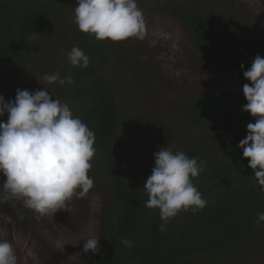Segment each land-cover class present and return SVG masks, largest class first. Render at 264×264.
I'll return each instance as SVG.
<instances>
[{
	"label": "rangeland",
	"instance_id": "374dc122",
	"mask_svg": "<svg viewBox=\"0 0 264 264\" xmlns=\"http://www.w3.org/2000/svg\"><path fill=\"white\" fill-rule=\"evenodd\" d=\"M42 1L60 6L66 15L47 28L44 44L37 46L30 61L0 74V95L8 102L14 101L17 89L31 93L47 88L53 98L71 108L74 99H65L62 85L48 84L43 76L56 72V62L62 73L67 69L68 44L76 27V0ZM176 1L184 6L205 3L227 21L229 35L225 40L229 46L245 49L253 60L257 54L264 57V0ZM136 3L145 17V38L104 41L109 58L101 68L120 112L115 137L116 171L133 187L145 183L155 166L153 154L160 148L177 152L196 144L204 155L214 159L217 142L239 144L247 135L198 131L178 117L177 109L185 99L215 88L224 81V73L207 62L182 24L164 9L154 3ZM0 121H7V113L0 116ZM91 163L88 175L94 181L93 188L74 197L66 210H58L53 216L37 219L22 200L5 199L6 193L0 198V233L5 234L0 238L13 244L17 264H92L104 255L112 199L98 158L94 156ZM92 236L99 238L95 254L83 250L82 238ZM193 259L197 264H264V223L228 258L208 261L197 254Z\"/></svg>",
	"mask_w": 264,
	"mask_h": 264
},
{
	"label": "trees",
	"instance_id": "16d2710c",
	"mask_svg": "<svg viewBox=\"0 0 264 264\" xmlns=\"http://www.w3.org/2000/svg\"><path fill=\"white\" fill-rule=\"evenodd\" d=\"M140 1L160 6L182 24L207 62L224 73L225 79L218 86L197 98L185 99L177 109L178 117L202 132L247 134V125L256 118L242 111L246 103L242 87L250 81L243 77L240 65L247 70L253 58L245 49L227 44V21L202 2L184 6L176 0ZM65 15L60 6L42 0H0V74L30 61L37 46L44 44L47 28ZM71 40L68 50L82 49L90 58L89 66L81 69L68 62L63 73L59 62L54 67L61 77L71 76L74 81L62 85L63 95L74 99L70 108L73 116L95 134V156L112 199L106 252L92 264H197L193 259L197 254L208 261L228 258L264 223L256 222L257 214L264 212V192L247 166L243 150L238 144L217 142L214 159L196 144L179 150L189 158L205 161L193 184L207 205L196 214L180 211L165 224L166 231H160L164 222L159 209L145 207L148 194L144 184L130 186L116 171L120 112L110 81L101 74L109 58L108 48L104 41L80 32L77 25ZM3 182L0 174V198L5 196Z\"/></svg>",
	"mask_w": 264,
	"mask_h": 264
},
{
	"label": "clouds",
	"instance_id": "9594fccd",
	"mask_svg": "<svg viewBox=\"0 0 264 264\" xmlns=\"http://www.w3.org/2000/svg\"><path fill=\"white\" fill-rule=\"evenodd\" d=\"M75 23L80 32L97 41L143 40L146 35L145 17L136 0H76ZM67 58L72 66L81 69L90 64V58L79 47H72ZM240 68L250 81L242 87L246 100L242 111L256 119L247 125V135L238 147L264 192V57L257 54L250 68L244 70L243 64ZM43 80L48 84L74 83L71 76L61 77L59 72L45 74ZM5 113L7 121H0V174L6 178L5 199L22 200L40 219L66 210L74 197L93 188L94 181L88 173L96 153L95 134L73 116L67 103L53 98L47 88L31 93L17 89L14 101L5 102L0 95V116ZM153 155L155 166L143 186L148 194L145 207L159 209L163 232L165 224L180 211L196 214L206 207L207 201L193 184L205 161L167 147ZM261 221L264 212L257 214L256 222ZM82 239L85 252L99 251V238ZM0 264H17L13 244L3 238Z\"/></svg>",
	"mask_w": 264,
	"mask_h": 264
}]
</instances>
